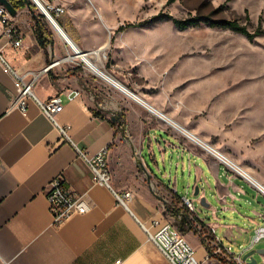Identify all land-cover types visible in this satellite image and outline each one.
Returning <instances> with one entry per match:
<instances>
[{
    "label": "crops",
    "instance_id": "obj_1",
    "mask_svg": "<svg viewBox=\"0 0 264 264\" xmlns=\"http://www.w3.org/2000/svg\"><path fill=\"white\" fill-rule=\"evenodd\" d=\"M52 1L66 9L59 18L68 23L72 33L66 34L71 40L84 50L106 51L107 69L104 61L103 65L110 80L64 62L62 38L52 25L48 29L29 0L10 16L23 38L20 48L3 36L0 23V53L9 67L0 60V264H116V260L118 264H169L142 227L155 232L152 221L168 219L151 192L153 184L166 202L169 191L179 201L185 196L195 202L187 192L194 195L198 185L201 207L195 208V218L210 246L229 248L235 256L242 252L241 260L244 253L255 250L254 261L264 264V240L250 245L264 213L263 193L241 176L226 172L216 157L169 128L150 109L174 120L186 118L180 112L189 114L208 106L213 110L219 105L196 86L176 89L134 58L139 53L134 37L143 31L137 26L118 28L138 22L142 0ZM34 15L51 40L44 47L35 37ZM16 75L25 82L37 75L33 92L39 101L61 97L63 108L55 119L69 126L68 138L60 135L34 100H28L25 115L12 106ZM76 147L88 154L107 147L109 186L94 181ZM167 156L174 175L166 166L171 165ZM246 170L264 188V164ZM177 172L186 183L181 194ZM57 176L65 187L83 196L87 211L53 225L46 186ZM123 191L131 193L126 206L114 195ZM174 204L178 205L177 199ZM190 232L185 233L194 243L199 264H238L222 253L207 256L198 234Z\"/></svg>",
    "mask_w": 264,
    "mask_h": 264
},
{
    "label": "rangeland",
    "instance_id": "obj_2",
    "mask_svg": "<svg viewBox=\"0 0 264 264\" xmlns=\"http://www.w3.org/2000/svg\"><path fill=\"white\" fill-rule=\"evenodd\" d=\"M160 13L179 19L198 14L209 19L236 20L257 34L248 39L239 32L210 27L203 22L179 29L170 19L152 20ZM136 21L145 22L137 26L143 33L134 37L138 41L139 53L134 55L138 63L155 70L159 79L165 77L176 89L198 87L203 96L219 105L213 110L208 106L189 114L180 112L186 118L174 120L245 169L264 164V0H142ZM57 22L65 33H72L61 17ZM103 61L107 69V53ZM166 162H171L166 166L174 175L170 156ZM176 176L178 193H184L183 176L180 172ZM150 189L163 216L171 219L168 207L176 203L174 191H169L166 202L155 184ZM187 193L195 198L194 207H201L197 195ZM177 203L183 206L182 202ZM186 231L189 229L184 228L182 233L192 246L194 243Z\"/></svg>",
    "mask_w": 264,
    "mask_h": 264
},
{
    "label": "built area",
    "instance_id": "obj_3",
    "mask_svg": "<svg viewBox=\"0 0 264 264\" xmlns=\"http://www.w3.org/2000/svg\"><path fill=\"white\" fill-rule=\"evenodd\" d=\"M35 7L39 14L48 22H52L58 25L57 19L60 15L64 14L66 9L60 4H54L52 0H29ZM0 23L3 26V36L10 41V43L20 48L23 44V38L20 35L17 27L11 20L6 8L0 5ZM62 29V28H61ZM61 31V38L66 48V54L62 58L64 62L72 63L83 69L90 70L98 75L105 76L100 69L105 71L103 60L106 58V54L99 48L84 50L79 47L73 40ZM0 60L3 62L4 67L9 69L7 63L3 60L0 53ZM37 75L25 82L22 76L16 75L17 94L12 104L23 115L26 114L28 100H34L40 111L52 122V124L58 129L62 137L68 138L67 131L68 125L61 126L57 123L55 115L59 113L62 108L61 97L59 95H53L46 101H39L33 92V85L36 81ZM181 134H183L189 141L201 146L207 150L210 154L217 158L218 162L223 166L226 172L237 174L244 178L251 185L256 187L264 195V188L248 173L240 169L236 164L228 161L226 158L214 152L212 149L202 144L195 138L189 137L183 130L178 127L172 126ZM76 151L82 160L91 170L94 181L98 184L109 186L110 170L107 162V147L99 149L93 154H88L86 151L80 150L76 147ZM47 200L48 207L52 217L53 225H60L68 218L75 214H82L87 211V203L82 195H78L64 186L62 178L60 176L52 178L47 183ZM116 201L126 206L127 201L131 198L129 191H123L121 193H114ZM182 205L190 213V217L194 220V225L197 229H200L199 223L195 218V207L193 202L183 196L181 199ZM177 217L167 219L164 221L154 220L151 226L157 228L155 232H151L149 228L142 225L147 233L148 239L151 240L164 255L169 264H199L196 259L195 251L191 244L186 240L184 234L179 230L175 221ZM261 240H264V213L261 215V222L254 228L253 235L250 240V245H253ZM212 253H222L224 257L237 261L238 264H242L241 253L234 255L229 248H221L219 245L214 244ZM223 249V250H222ZM207 256H210L209 254ZM116 264L119 260H116Z\"/></svg>",
    "mask_w": 264,
    "mask_h": 264
},
{
    "label": "trees",
    "instance_id": "obj_4",
    "mask_svg": "<svg viewBox=\"0 0 264 264\" xmlns=\"http://www.w3.org/2000/svg\"><path fill=\"white\" fill-rule=\"evenodd\" d=\"M12 6L15 9L23 7L25 4H28L26 0H9ZM160 19H170L171 22L179 29H185L188 27L198 26L199 24L206 23L210 27H219L222 29H229L231 31L239 32L245 35L248 39H252L257 33L250 32L244 25L239 24L236 20H228V19H209L208 17H201L198 14L194 16H190L185 19H179L172 17L168 14H158L152 18V20H160ZM34 33L39 46L44 47L48 42H50L49 35L45 29L44 23L34 15ZM145 22H137V23H127L125 26H120L118 30H122L125 27L129 26H142ZM179 197L177 196V202H180ZM170 210V215L173 217L180 216L177 218V227L179 229L184 230L187 228L189 230H193L200 237L201 243L207 249V252L210 256H215L216 254L212 253L213 247L210 246V242L208 241V237L204 236L201 230L197 229L194 225V220L190 217V213L185 209L184 206H178L177 204H172V206L168 207ZM221 259V258H220ZM223 261V259H221Z\"/></svg>",
    "mask_w": 264,
    "mask_h": 264
},
{
    "label": "bare ground",
    "instance_id": "obj_5",
    "mask_svg": "<svg viewBox=\"0 0 264 264\" xmlns=\"http://www.w3.org/2000/svg\"><path fill=\"white\" fill-rule=\"evenodd\" d=\"M50 25H52L54 27V29L57 31V33L60 35L61 37V31H63L61 29V27L57 24H54L52 22L49 23ZM66 36L67 34L64 33ZM100 71L105 74V71L103 69H100ZM150 109L152 111H154V113H156L158 115V117L160 119H162L163 121H165L167 124L171 125V126H175L180 128L181 130H183L189 137L191 138H195L198 141H200L202 144L206 145L207 147H209L210 149H212L214 152H216L217 154L221 155L222 157L226 158L228 161L236 164L240 169H242L243 171H245L246 173H248L250 176H252L245 168H243L241 165L237 164L233 159H231L229 156H227L226 154H224L223 152H221L220 150H218L217 148H215L213 145H211L210 143L204 141L203 139H201L197 134L193 133L192 131L186 129L185 127L179 125L176 121L172 120L171 118L168 117L167 114L158 111L152 107H150ZM253 177V176H252Z\"/></svg>",
    "mask_w": 264,
    "mask_h": 264
},
{
    "label": "water",
    "instance_id": "obj_6",
    "mask_svg": "<svg viewBox=\"0 0 264 264\" xmlns=\"http://www.w3.org/2000/svg\"><path fill=\"white\" fill-rule=\"evenodd\" d=\"M0 5L4 6L10 16H14L16 14V9L12 6V4L9 2V0H0ZM132 93V92H130ZM128 93V94H130ZM199 193V187L198 185L195 187L194 195H197ZM202 203V201H201ZM181 231V229H179ZM255 252V250L247 251L242 255V260L249 259L248 264H256L254 261L252 254Z\"/></svg>",
    "mask_w": 264,
    "mask_h": 264
}]
</instances>
